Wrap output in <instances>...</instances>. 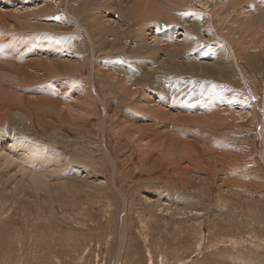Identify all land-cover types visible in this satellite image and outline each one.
Segmentation results:
<instances>
[{"label":"rangeland","instance_id":"374dc122","mask_svg":"<svg viewBox=\"0 0 264 264\" xmlns=\"http://www.w3.org/2000/svg\"><path fill=\"white\" fill-rule=\"evenodd\" d=\"M59 1L0 0V67H7L0 68V154L5 153L0 155V264H264V25L255 45L247 43L250 37L235 42L229 28L239 10L255 9L261 2L239 0L243 4L235 11L228 7L237 0H189L178 8L187 14L184 24L173 21L179 24V31L154 41L150 34L153 25L160 23L164 30L175 24L172 19L156 24L147 19L139 30L150 35L135 32L132 37L126 30L124 38L114 44V35L104 30L108 36L101 37L93 29L109 27L110 19L125 21L123 11L138 19L144 17L140 11L154 5L162 10L161 6L166 8L163 0H140L142 7L135 4L132 13V0L125 1L128 6L120 0H98L95 10L89 12L97 19L88 13L85 16L90 19L83 22L82 16L73 15L72 2L64 8ZM205 1L209 3L205 5ZM44 2L53 3L50 8L54 9L44 12V5L39 8ZM221 14L224 23L215 21L218 27L213 18ZM196 15L201 21L213 17L210 20L219 35L213 34L212 39L206 30V38H201L203 30L197 36L193 33L190 49L186 47L191 52L175 57L177 63L197 64V73L195 68L188 70L193 66L176 69L161 51L151 54L157 56L156 64H144L139 52L132 49L142 39L145 43V38L147 47L155 42L169 46L181 42L178 39L185 35L178 32L185 31V26L192 29ZM45 24L50 31L44 29ZM232 25L239 30L238 23ZM230 45L243 55L245 47L252 53L257 47L253 54L246 53L261 60L255 63L250 60L253 56L242 57ZM221 48L230 56L220 70L202 71L205 65L198 63H214L223 53ZM33 60H41L43 65L49 60L80 63L81 68L74 73L47 71L38 69ZM125 79L137 93L126 91ZM148 107L161 109L160 129L166 131L171 123V130L181 128V136H186L182 140H192L190 154L167 145L169 139L179 136L175 133L166 143H160L165 134L146 137L153 143L141 150L136 143L139 134L130 133L128 121H124L133 115L140 121L131 120V124L155 123ZM148 131L143 134L149 135ZM14 139L20 143L12 149ZM21 145L43 147L45 153L39 154L43 164L25 155ZM236 182H244L247 188L235 186ZM152 202L153 207L148 204ZM187 210L189 214L182 215Z\"/></svg>","mask_w":264,"mask_h":264},{"label":"bare ground","instance_id":"6f19581e","mask_svg":"<svg viewBox=\"0 0 264 264\" xmlns=\"http://www.w3.org/2000/svg\"><path fill=\"white\" fill-rule=\"evenodd\" d=\"M63 4H64V8H65V6L66 5H69V4H71V2H72V5H71V7L75 10L74 12L75 13H73V15L75 14V15H79V16H82L81 17V20H82V22L83 21H85V19H90L91 18V16L92 17H94L95 19H97V15H93L92 13L90 14L89 12L93 9V10H95V6H96V3H97V1L98 0H60ZM59 1V2H60ZM125 1H127V2H129L128 0H120V3L121 4H124V5H126L125 4ZM131 1V0H130ZM133 1V3H132V5H131V7H130V9H129V13H132V10H133V8L135 7V4H136V7H142V6H140L141 5V2H140V0H136V2H134V0H132ZM142 1V0H141ZM189 0H163V2H164V5H165V7L166 8H162V6H161V9L162 10H160L159 8V6L158 5H154L155 7H151L150 5H149V7H151V8H149V9H146L144 12L143 11H140V13H142V14H144V17L143 16H139V17H141V18H135V16H133V14L134 13H132L131 15L132 16H128V13L126 14L124 11H123V13H124V15L125 16H127V18H125V21H121V20H117V19H110V20H108L109 21V23H107V24H109L110 26L109 27H102V26H96L95 27V29L96 30H94L93 29V31H94V33H95V35H98V36H101V37H103V36H106L107 34H111V36L112 35H114V37L112 38L113 39V42H114V44H117V43H119V40L121 39V38H124L123 37V35L124 34H126V32H128L129 31V33L130 34H127V35H131V34H133V35H135L134 33L136 32V35H137V32H139L140 33V30H139V28L141 27V25H142V23H143V21H146L147 19H151V21H148V22H153L154 24H156V22H161V23H163L165 20L167 21V19H172L171 21H172V23H173V21L174 20H179L180 22H181V24H184V22H185V18L187 17V14L186 13H184L183 11H181L182 9H178L180 6H183V5H185L186 4V2H188ZM202 2L204 1V0H201ZM201 1H200V3H201ZM216 1V0H215ZM221 1V0H220ZM248 1V0H247ZM251 1V0H250ZM253 1V0H252ZM258 3L259 2H261V3H259V4H255L256 5V8L254 9H248V10H245V9H242V10H239V12L238 13H236V15L235 16H233V18L231 19V21H230V23H229V25H231L229 28L232 30V32H234V36H235V38H236V40H235V42L236 41H240L242 38H248V37H250V39L247 41V43L248 44H250V43H252V44H256V43H259V41H260V39H259V37L257 36L258 34H260L261 33V35H262V32H261V28H262V25H264V13H263V11H264V9L262 10V8H264V0H256ZM49 2H51V1H49ZM49 2H44L42 5H40V7L39 8H41L43 5L45 6V8H44V12H47V10L50 8V7H52V5H54L53 3L55 2V1H53V3H49ZM111 2V1H110ZM126 2V3H127ZM156 2H158L157 0H156ZM163 2H162V4H163ZM194 2H195V0H194ZM224 2V1H223ZM226 2H228L227 0H226ZM225 2V3H226ZM243 1H239V0H237V1H235V3H234V5H231V6H229L228 7V9H231V8H233V10H235L236 9V7L237 6H239L240 7V5H241V3H242ZM130 3V2H129ZM152 3H154V1L152 2L151 1V4ZM160 3V2H159ZM159 3H157V4H159ZM198 3V2H197ZM206 3H209V1H205V5H206ZM212 3V2H211ZM231 3H233L232 2V0H231ZM147 4V3H146ZM199 4V3H198ZM214 4H216V2H214ZM221 4H222V2H221ZM243 4V3H242ZM114 5V4H113ZM191 6H192V4H190ZM220 5V4H219ZM225 5L226 4H224L223 5V7H225ZM228 5H230V4H228ZM58 6V8H59V5H57ZM57 6H55V9H57L56 7ZM62 6V5H61ZM126 6H128V5H126ZM178 6V7H177ZM204 6V5H203ZM208 6V5H207ZM213 6V5H212ZM217 6H218V2H217ZM246 6V5H245ZM245 6H242V7H245ZM147 7V6H146ZM189 7V6H188ZM193 7V6H192ZM211 7V6H210ZM253 7V6H252ZM31 8V7H30ZM33 8V7H32ZM61 8V7H60ZM70 8V7H69ZM71 8V9H72ZM98 8V7H97ZM104 8H105V6H104ZM190 8V7H189ZM218 8H220V7H218ZM225 8H227V6L225 7ZM235 8V9H234ZM259 8V9H258ZM52 8H50V10H51ZM54 9V8H53ZM52 9V10H53ZM194 9V8H193ZM199 9V8H198ZM224 9V8H223ZM240 9H241V7H240ZM9 10V9H8ZM18 10V9H17ZM22 10H24V9H22ZM25 10H27V9H25ZM35 10V9H34ZM69 10V9H68ZM97 10V9H96ZM100 10V9H99ZM135 10V9H134ZM160 10V11H159ZM210 10V9H209ZM5 12L7 11V10H4ZM9 11H11V10H9ZM12 11H13V9H12ZM15 12H16V10H14ZM36 11H38L39 12V10H36ZM101 11V10H100ZM138 11V10H137ZM165 11V12H164ZM200 11V10H199ZM203 11V10H202ZM211 11H212V9H211ZM236 11V10H235ZM234 11V12H235ZM24 12V11H23ZM35 11H33L32 13H34ZM38 12H36V13H38ZM51 12V11H50ZM50 12H49V14H50ZM54 12V11H53ZM64 12H66V9H64ZM68 12H70V11H68ZM135 12V11H134ZM170 12V13H169ZM193 12V11H192ZM206 12V11H205ZM208 12H210V11H208ZM4 13V12H3ZM10 13V12H9ZM14 13V12H13ZM18 13V12H17ZM25 13H27V12H25ZM25 13H23V14H25ZM48 13V12H47ZM90 15H89V14ZM100 13V12H99ZM216 13H217V11H216ZM228 13V12H227ZM226 13V14H227ZM2 14V13H1ZM19 14H21V13H19ZM35 14V13H34ZM51 14H52V12H51ZM66 14V13H65ZM70 14H72V13H70ZM85 14H88L89 16H90V18H87V17H89L88 15L87 16H85ZM196 14V13H195ZM195 14L193 13V15L195 16ZM199 14V13H198ZM217 14H219V13H217ZM233 14V13H232ZM3 15V14H2ZM1 15V16H2ZM33 15V14H32ZM36 15V14H35ZM72 15V16H73ZM100 15V14H99ZM200 15V14H199ZM212 15H214V13L212 14ZM230 15H231V13H230ZM230 15H228V16H230ZM8 16V15H7ZM18 16V15H17ZM78 16V17H79ZM163 16H166V17H164V19H162L161 17H163ZM227 15H225V17H226ZM6 17V16H5ZM20 17V16H19ZM22 17V16H21ZM24 17L26 18V16H24L23 15V22H24ZM33 17V16H32ZM36 17V16H35ZM74 17H76V16H74ZM99 17H101V16H99ZM98 17V18H99ZM107 17V16H106ZM143 17V18H142ZM193 17V16H192ZM196 17H198L197 15H196ZM222 17L224 18V15L222 16V14L221 15H218V16H216V18L214 17H211V18H207V20H204V21H210V22H204V21H201L202 19H201V17L199 16L197 19H193V21H191V25L193 26V28L192 29H189L190 27L188 26V28H187V26H185L184 28H185V31L183 30L182 32L180 31V32H178L180 35H185L184 36V38H180V39H178V40H182L181 42H172V40H169V41H171L172 42V44H171V46H169V45H166V44H162V43H159V42H155V43H153L152 45H149L148 47H147V45H148V43H147V45L145 44L146 43V36H148V35H152V38H155L154 39V41L156 40V38L158 37V36H160L161 37V35L162 34H164V35H166V36H170L171 34H172V32H177V31H179L176 27L177 26H179V24H177V23H173V24H175V27L174 26H171V27H169V28H166V29H162V27H161V25H160V23L159 24H156V25H153V27H152V31H151V33L149 34V32H147L146 31V33H140V34H144L145 35V43H144V39H142V41L139 43V42H137L138 44H137V49H136V46H134L132 49L134 50V51H138L139 53H137V54H139L140 55V57L143 59V60H145V61H143V63L144 64H147V63H151L150 65H152V63H155V57H157V56H152L151 54H156V52H158V51H161V52H164L165 54H166V56H165V59L167 58V60L169 61H173L172 63V65L176 68V69H180V68H184V66H193V67H189L188 68V70H191L192 68H195L193 71L194 72H198L197 71V64H195V63H193V62H188V63H185V62H181V61H179L178 63H177V60H175V57L176 56H178L179 55V57H180V55H185V53L187 52V50H186V47H188L189 46V41H193V36L198 32V34L200 35V32L202 33V31L201 30H203V34L201 35V38H206L205 36L206 35H210V37L213 39V37H215V36H213V34L215 35L216 34V36H219L218 35V31H217V29H216V27H215V21H217V23H218V21L220 22V23H218V24H222V23H224V22H221L222 21ZM2 18V17H1ZM4 18V17H3ZM8 18H9V16H8ZM15 18H16V16H15ZM39 18V17H38ZM162 20H161V19ZM214 19V23L213 22H211V21H213V20H210V19ZM228 18V17H227ZM231 18V17H230ZM6 19V18H5ZM10 19H12V18H10ZM20 19V18H19ZM35 19V18H34ZM209 19V20H208ZM4 20V19H3ZM2 20V21H3ZM28 20V19H27ZM36 20V19H35ZM34 20V21H35ZM38 20H40V19H38ZM37 20V21H38ZM76 20V19H75ZM106 20V19H105ZM104 20V21H105ZM106 20V21H107ZM124 20V19H123ZM135 20H137L138 22H136ZM157 20V21H156ZM224 20V19H223ZM16 21H19V20H16ZM22 21V20H21ZM88 21V20H87ZM103 21V22H104ZM110 21H113V22H115V24L114 25H112L113 23H111ZM244 21H246L247 22V25H245V26H243L244 24ZM36 22V21H35ZM40 22V21H39ZM46 22V21H45ZM51 22V21H50ZM98 22H99V20H98ZM97 22V20H96V23H98ZM187 22V21H186ZM228 22V21H227ZM9 23V22H8ZM28 23V22H27ZM31 23H33V22H31ZM30 23V24H31ZM42 23H44V21L42 22ZM95 23V22H94ZM95 23V24H96ZM137 23V24H136ZM169 23V22H168ZM167 23V24H168ZM171 23V22H170ZM232 23H238L239 24V27L241 28H238L239 30H236L235 28H233V25H232ZM12 24V23H11ZM11 24H9L10 26H11ZM16 24H18V22L16 23ZM19 24H21V23H19ZM39 24V23H38ZM52 24V23H51ZM51 24H50V27H51ZM55 24V23H54ZM102 24H105V23H102ZM166 24V23H165ZM205 24H207V25H205ZM208 24H210V25H208ZM218 24H216V25H218ZM243 24V25H242ZM39 25H41V24H39ZM46 26H45V30H46V27L48 28V30H49V25L47 26V24H45ZM91 25V24H90ZM98 25V24H97ZM124 25L126 26V27H124ZM227 25V24H226ZM15 26V25H14ZM32 26V25H31ZM52 26H53V24H52ZM260 26H261V28H260ZM144 27V26H143ZM180 27H181V25H180ZM182 27H183V25H182ZM218 27H219V25H218ZM30 28V27H29ZM33 28H34V26H33ZM53 28V27H52ZM51 28V29H52ZM124 28H126V29H124ZM225 28V27H224ZM19 29V28H18ZM24 29H25V27H24ZM31 29H32V27H31ZM54 29V28H53ZM57 29V28H56ZM146 29V28H145ZM149 29V28H148ZM158 29H162V33H158L157 32V30ZM230 29H229V31H230ZM21 30V29H20ZM23 30V29H22ZM47 30V31H48ZM104 30H106V32L105 33H107L106 35L105 34H103V31ZM126 30H128V31H126ZM205 30L207 31V33H206V35L204 34V32H205ZM263 30H264V28H263ZM40 31H41V29H40ZM50 31V30H49ZM54 31V30H53ZM58 31V30H57ZM145 31V30H144ZM156 33H155V32ZM215 31V32H214ZM37 32V31H36ZM51 33V32H50ZM53 33V32H52ZM138 33V35H140ZM158 33V34H157ZM193 33H195V34H193ZM228 33V32H227ZM230 33V32H229ZM34 34V33H33ZM48 34V33H47ZM178 34V35H179ZM133 35H131L132 37H133ZM135 35V36H136ZM143 35V36H144ZM177 35V36H178ZM193 35V36H192ZM108 36V35H107ZM106 36V37H107ZM142 36V35H141ZM196 36H197V34H196ZM195 36V37H196ZM226 36H227V34H226ZM138 37V36H137ZM140 37V36H139ZM228 37V36H227ZM130 38V37H129ZM148 38V37H147ZM173 38V37H172ZM224 38V37H223ZM234 38V37H233ZM232 38V39H233ZM262 38V37H261ZM149 39H150V37H149ZM148 39V40H149ZM208 39V38H207ZM229 39H230V37H229ZM19 40H21V39H19ZM130 40V39H129ZM132 40H135L134 38L132 39ZM140 40H141V38H140ZM147 40V41H148ZM174 40V39H173ZM199 40V39H198ZM218 40H220V37H219V39ZM231 40V39H230ZM243 40V39H242ZM263 40V39H262ZM122 41V40H121ZM127 41V40H126ZM168 41V40H167ZM199 41H201V39L199 40ZM208 42H210V39H208L207 40ZM206 41V42H207ZM213 41V40H212ZM227 41V40H226ZM232 41V40H231ZM230 41V42H231ZM21 42V41H20ZM124 42V41H123ZM130 42V41H129ZM149 42H150V40H149ZM195 42V41H194ZM205 42V41H204ZM234 42V41H233ZM128 43V42H127ZM243 42H241L240 44H242ZM123 44V43H122ZM151 44V43H150ZM191 44H193V43H191ZM201 44V43H200ZM248 44H246V45H248ZM124 45V44H123ZM259 45V44H258ZM122 46V45H121ZM127 46H129V45H127ZM260 46V45H259ZM114 47V46H113ZM123 47V46H122ZM230 47H231V50H233V51H238L239 53V55L240 56H242L243 54L241 53V51H240V49H236V47L234 48L232 45H230ZM4 48V47H3ZM252 48V47H251ZM250 48V49H251ZM119 49H120V47H119ZM125 48L123 47V50H124ZM131 49V48H130ZM188 50L190 49V46L187 48ZM192 49V48H191ZM223 48H221V50H222ZM256 49H258L257 47H256ZM255 49V50H256ZM254 50V51H255ZM261 50H263V49H261ZM113 51V50H112ZM223 51V50H222ZM243 53H245L242 57H247L248 59L249 58H251L252 56L255 58H252V59H250V60H253L255 63L256 62H258L259 60H261L260 58H257V56L256 55H249L248 53H251V54H253L254 53V51L253 50H251V51H253V53L252 52H250L249 50H247L246 49V47L243 49ZM126 52H127V50H126ZM191 52V51H190ZM189 51L187 52V53H190ZM202 52V51H201ZM216 52V51H215ZM218 52H220V50L218 51ZM246 52H248V53H246ZM228 53V52H227ZM226 52H224L223 51V53L222 54H220V57L218 56V59H216L215 60V62L214 63H212V64H208V63H203V62H200V63H198V64H200V67H203V65H205V68H201V70L202 71H204V70H206L207 71V74L210 72V74L211 73H217V71H219L220 70V68H221V66L225 63V60L230 56L229 54H227ZM2 54H5L4 52L2 53ZM193 54V53H192ZM215 55V54H214ZM226 55V56H225ZM163 56V55H162ZM190 56V55H189ZM161 57V56H160ZM164 57V56H163ZM178 57V58H179ZM50 58V57H49ZM62 59V58H61ZM65 59V58H64ZM264 59V58H263ZM55 60H56V58H55ZM54 60V62L55 63H57V64H59V65H56L55 66V63L53 62V60H52V62H51V60H49L48 62H44L45 64L43 65V62H41V60H40V63H36L34 60L32 61L33 63L35 62V65L37 66V68L39 69H41L42 67H44V68H46L47 69V71L48 70H50V71H59L60 73L61 72H65V73H71V72H73V71H78V69L79 68H81V66H80V63H76V64H74V63H70V62H62V61H55ZM162 60V59H161ZM166 60V61H167ZM179 60H181V59H179ZM214 60V59H213ZM22 61H25V60H22ZM64 61V60H63ZM158 61V60H157ZM263 61V60H262ZM31 62V61H30ZM165 62V61H164ZM174 62H176V63H174ZM210 62V61H209ZM6 63H9V64H11V62L10 61H7ZM259 63V62H258ZM2 64V63H1ZM24 64V63H23ZM83 63H81V65H82ZM85 64V67L87 66V64L86 63H84ZM156 64V63H155ZM164 64V63H163ZM163 64L161 63V65L163 66ZM168 64H169V62H168ZM4 65V64H3ZM61 65V67L62 68H58V66H60ZM149 65V66H150ZM69 66H72V68L71 67H69ZM102 66V65H101ZM153 66V65H152ZM155 66V65H154ZM166 66V65H165ZM4 68H5V70H6V68L7 67H5V66H3ZM3 67H0V68H3ZM84 67V66H83ZM98 67V66H97ZM151 67V66H150ZM157 67V66H156ZM170 67V66H169ZM168 67V68H169ZM199 67V66H198ZM19 68V67H18ZM164 68V67H163ZM167 68V67H166ZM95 69H98V68H95ZM174 69V68H173ZM3 70V69H2ZM8 70L10 71V69L8 68ZM7 70V73L9 72ZM37 70V69H36ZM113 70V69H112ZM112 70H109L108 72H112ZM170 70V69H169ZM15 71V70H14ZM173 71V70H172ZM38 72V71H37ZM36 72V73H37ZM58 72V73H59ZM80 72H83L82 70H80ZM152 72V71H151ZM4 73H6V72H4ZM35 73V72H34ZM74 73V72H73ZM124 73H126V72H124ZM12 73H10V76H13V75H11ZM7 75V74H6ZM28 75V74H27ZM113 75V74H112ZM214 75V74H213ZM212 75V76H213ZM47 76V75H46ZM62 76V75H61ZM1 77H3L2 75H1ZM30 77V76H29ZM73 77V76H72ZM112 77V76H111ZM115 77V76H114ZM50 78V77H49ZM68 78H70V77H68ZM5 79V78H4ZM15 79H16V77H15ZM115 79V78H114ZM117 79V78H116ZM17 80V79H16ZM120 80V79H119ZM120 81H124V79H121ZM129 81L128 80H126L125 79V85H124V87H125V89H126V91L127 92H130L131 94L132 93H137V91L136 90H134L132 87H131V85H128L127 83H128ZM56 84V83H55ZM120 85V84H119ZM157 85V84H156ZM5 87V86H4ZM136 88V87H135ZM4 89V88H3ZM74 89V88H73ZM5 90V89H4ZM10 90V89H9ZM122 90V89H121ZM66 91H68V90H66ZM123 91V90H122ZM69 92V91H68ZM67 93V92H66ZM10 94H14V93H10ZM22 95V94H21ZM127 95V94H126ZM14 96V95H13ZM19 96V95H18ZM23 96V95H22ZM34 97V96H33ZM38 97V96H37ZM137 97V96H136ZM23 98H24V96H23ZM34 98H36V97H34ZM48 98V97H47ZM76 98V97H75ZM125 98V97H124ZM20 100H21V98H19ZM25 99V98H24ZM23 99V101H25ZM33 99V98H32ZM129 99V98H128ZM136 99V98H135ZM19 100V101H20ZM35 100V99H34ZM40 100H43V99H40ZM77 100V99H76ZM81 100H82V98H81ZM84 100V99H83ZM123 100V99H122ZM131 100H132V98H131ZM134 100V99H133ZM22 101V100H21ZM38 101H39V99H38ZM38 101H36V102H38ZM66 101V100H65ZM82 102H84V101H82ZM25 103V102H24ZM30 103H32V102H30ZM79 103V102H78ZM81 103V102H80ZM34 104V103H33ZM36 104V103H35ZM34 104V105H35ZM66 104V103H65ZM67 104H69V103H67ZM135 104V103H134ZM137 104L138 103H136V105L135 106H137ZM23 105V104H22ZM81 105H83V104H81ZM85 105V104H84ZM66 107H67V105H65ZM228 107H230V105H227ZM69 107H70V105H69ZM243 107V106H242ZM241 107V108H242ZM139 108V107H138ZM148 108H150V109H147L148 111L149 110H153V111H151V113H153L154 114V116H155V123H152V124H145V125H143V124H131V120H136V121H140V119H137V118H135L133 115L132 116H129V115H127V120H125L124 122H126V121H128L127 122V125H126V127L128 128V129H130V133H131V131H134V133H138L139 135L137 136V140H136V143H137V145H139V146H141V150H145V148L144 147H148V146H150L153 142L152 141H149V140H147L146 139V137L147 138H149V139H152L153 137H156V136H158V137H160V135H163V134H165V135H163L162 137H161V141H160V143L162 142L163 143V141L165 142V141H167V139H168V137H170L171 136V133H175V134H177V135H179L178 137H180L181 138V140L178 138H171V139H169V143L170 144H167V145H170L171 147L173 146V148L176 150V152H178V153H181V154H190L191 153V151H193L192 149V145H193V143H192V140H189V141H191V142H189L188 141V139H183L182 140V138H186V136H184V137H182L181 136V128H175V127H173V129L171 130L170 128V124L171 123H169L168 124V126H167V129H166V131L165 130H163V129H160V128H162L163 127V125H161L162 124V121H161V118L158 116L159 115V111H161V109H156V108H152V107H148ZM67 109V108H66ZM70 109H73V107L72 108H70ZM69 109V110H70ZM84 109V108H83ZM139 109H145L144 107H140ZM80 110V109H79ZM79 110H77V111H79ZM71 112L73 111V110H70ZM81 111V110H80ZM141 111V110H140ZM83 112V111H82ZM142 112V111H141ZM75 113V112H74ZM140 113V112H139ZM71 114V113H70ZM76 114H77V112H76ZM80 114V113H79ZM241 114V113H240ZM72 115V114H71ZM75 116V115H74ZM80 116H83V115H80ZM148 116V115H147ZM241 116V115H240ZM172 117H174V116H172ZM244 117V116H243ZM75 118V117H74ZM73 118V119H74ZM85 118V117H84ZM129 118V119H128ZM78 119V118H77ZM80 119V118H79ZM174 119V118H173ZM191 120H193L192 118H190ZM224 119V118H223ZM177 121V120H176ZM175 121V122H176ZM196 121V120H195ZM198 121V120H197ZM206 121V120H205ZM205 121H204V123H205ZM218 121V120H217ZM219 121H221V119H219ZM191 122V121H190ZM190 122L189 123H184V125H189L190 124ZM224 122V121H223ZM228 122V121H227ZM226 122V123H227ZM195 123V122H194ZM197 123V122H196ZM203 123V124H204ZM131 124V125H130ZM192 124V123H191ZM206 124V123H205ZM212 124H213V122H212ZM215 124V123H214ZM179 125V124H178ZM180 126V125H179ZM208 126H210V125H208ZM135 127H137V128H139V129H141V128H144V130H138V131H136L135 129ZM205 127V126H204ZM126 128V129H127ZM166 128V127H165ZM190 128V130H195L196 128H197V125H195V126H190L189 127ZM207 128V127H206ZM213 128V127H212ZM125 129V130H126ZM128 129H127V131H128ZM132 129V130H131ZM145 129H148L149 131H150V134L149 135H146V134H143V132H146V131H148V130H145ZM152 130H154V133L153 134H151V132H153ZM161 130V131H160ZM126 131V132H127ZM148 131V132H149ZM202 134H203V132H202ZM201 134V135H202ZM131 135V134H130ZM134 135H136V134H134ZM144 136V137H143ZM203 136V135H202ZM173 137V136H172ZM17 138V137H16ZM0 139H3V137L2 138H0ZM22 139V138H21ZM25 139V138H24ZM206 139H207V141H210L207 137H206ZM145 141V140H147L146 141V143H144V144H139V142L138 141ZM12 141V143L10 144L11 146H9L10 148H15V147H17L18 146V144L20 143L19 142V140H17V139H14V140H11ZM188 141V142H187ZM198 142V141H197ZM30 143V142H29ZM166 143V142H165ZM26 144V143H25ZM164 145V144H163ZM195 145V144H194ZM197 145H198V143H197ZM204 145V144H203ZM138 146V147H139ZM143 146V147H142ZM180 146L182 147V149H184L183 150V152L181 151H178V147L180 148ZM196 146V145H195ZM207 147V146H206ZM21 148L22 149H24V153H25V155H29V157L31 158H35V160H33V161H35L36 163H38V164H43V162H44V158L43 157H41L39 154L40 153H42V152H44L45 153V151L43 150V147L42 148H39V147H34V146H25V145H21ZM205 148V147H204ZM204 148H202V150L204 149ZM209 148V147H208ZM206 149V148H205ZM5 150V149H4ZM171 149H169V151H170ZM7 151V150H6ZM5 151V152H6ZM3 152V151H2ZM8 152V151H7ZM6 152V153H7ZM195 152V151H194ZM51 153H52V151H51ZM197 153H199V151L197 150ZM3 154V153H2ZM2 154H0L1 155V158H2ZM5 154V153H4ZM3 154V155H4ZM50 154V153H49ZM175 154V153H174ZM7 155V154H6ZM10 155V154H9ZM13 155V154H12ZM52 155H53V153H52ZM170 156V155H169ZM4 158H6V156H3ZM14 157V156H13ZM25 157V156H24ZM23 157V158H24ZM28 157V156H27ZM188 157V156H187ZM194 157V156H193ZM46 159H47V157H45ZM54 158V157H53ZM12 159V158H11ZM48 159H50L51 160V157L50 158H48ZM55 159V158H54ZM7 160H9L8 158H7ZM17 160V159H16ZM58 160V159H57ZM56 160V161H57ZM235 160V159H234ZM52 161V160H51ZM51 161H49V162H51ZM236 161V160H235ZM1 162V161H0ZM8 162V161H7ZM10 162V161H9ZM16 162V161H15ZM30 162V161H29ZM28 162V163H29ZM49 162L47 163V165L49 164ZM34 163V162H33ZM32 163V164H33ZM238 163V162H237ZM31 164V163H30ZM50 164H53L52 162L50 163ZM189 164V163H188ZM191 164V163H190ZM239 164V163H238ZM262 164V163H261ZM28 166H30V165H28ZM32 166V165H31ZM49 166V165H48ZM48 166H45V167H48ZM36 167V166H35ZM19 168V167H18ZM37 168V167H36ZM239 168L240 169H243L242 168V165H240L239 164ZM20 169V168H19ZM35 169V168H34ZM44 169V168H43ZM45 169H47V168H45ZM49 169H51L52 170V168H50L49 167ZM236 169H238V168H236ZM53 170H54V168H53ZM52 170V171H53ZM41 171V170H40ZM10 172H12V171H9V173ZM26 172V171H25ZM42 172V171H41ZM49 172V171H48ZM19 173V172H18ZM24 173V172H23ZM26 173H28V172H26ZM30 173V172H29ZM44 173V172H43ZM50 174H51V172H49ZM54 172H52V174H53ZM236 173H234V175H235ZM15 175H17V174H15ZM31 175V174H30ZM29 175V176H30ZM8 176H10V175H8ZM26 176V175H25ZM38 176V175H37ZM44 177V175L42 174V175H40V177ZM183 176V175H182ZM23 177V176H22ZM42 177V178H43ZM193 177V176H192ZM186 178V177H185ZM188 178V177H187ZM189 179V178H188ZM195 179V178H194ZM16 181H18V180H16ZM38 181V180H37ZM194 181H196V180H194ZM17 183V182H16ZM38 183V182H37ZM5 184V183H4ZM10 184V183H9ZM39 184V183H38ZM235 186H240V188L241 187H243V188H247V186H246V184L243 182V184H238L237 182L236 183H233ZM15 185V184H14ZM31 185V184H30ZM42 185V184H41ZM11 186V185H10ZM12 186H13V184H12ZM44 186V185H43ZM42 186V187H43ZM6 187V186H5ZM16 187V186H15ZM20 186H18L17 188H19ZM40 187V186H39ZM8 188V187H7ZM62 188V187H61ZM13 189H15V188H13ZM44 189V188H43ZM18 190H20V189H18ZM22 190V189H21ZM20 190V191H21ZM19 191V192H20ZM8 192H10V191H8ZM5 193H7V192H5ZM18 193V192H17ZM24 193V192H23ZM14 194V193H13ZM12 194V195H13ZM167 195L168 194H170L169 193V191L166 193ZM21 196V195H20ZM146 197V196H145ZM147 198V200H150V198L149 197H146ZM152 200V199H151ZM155 201V200H154ZM259 201V200H258ZM156 202V201H155ZM150 206H154L155 205V203L154 202H152V203H148ZM184 206V205H183ZM186 206V205H185ZM160 208H163V207H160ZM159 208V209H160ZM193 213H195V212H193ZM187 214H189V211L187 210V212H183L182 211V215H184V216H186ZM189 216V215H188ZM21 263V262H20Z\"/></svg>","mask_w":264,"mask_h":264}]
</instances>
